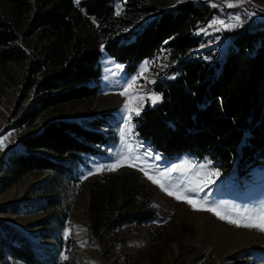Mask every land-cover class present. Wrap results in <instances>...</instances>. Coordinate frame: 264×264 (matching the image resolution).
<instances>
[{
  "label": "trees",
  "instance_id": "1",
  "mask_svg": "<svg viewBox=\"0 0 264 264\" xmlns=\"http://www.w3.org/2000/svg\"><path fill=\"white\" fill-rule=\"evenodd\" d=\"M121 3L151 17L122 30ZM256 10L264 16V6ZM221 13L212 0H184L166 9L151 0H0V101L8 95L15 103L12 127L28 128L51 108L96 96L103 43L128 72L165 51L170 76L156 83L159 103L147 99L136 117L140 136L167 156L209 157L225 176L249 180L264 168V20L244 18L243 27L227 32L231 46L219 58L201 46L207 42L203 27ZM104 120L83 124L60 117L24 136L0 156V191L32 172L50 171L36 187L40 207L56 213L40 223L66 226L72 205L60 185L79 180L83 157L102 151L108 137L97 127ZM90 188L94 231L117 232L161 217L150 187L133 169L109 170ZM60 254L0 220V264H60Z\"/></svg>",
  "mask_w": 264,
  "mask_h": 264
},
{
  "label": "rangeland",
  "instance_id": "2",
  "mask_svg": "<svg viewBox=\"0 0 264 264\" xmlns=\"http://www.w3.org/2000/svg\"><path fill=\"white\" fill-rule=\"evenodd\" d=\"M151 1L163 9L177 3V0ZM212 2L221 7L222 13L203 27L207 42L201 47L223 58L232 40L225 25L236 23V15L241 21L264 20L256 10L258 5L264 6V0ZM229 3L236 6L228 7ZM128 7L124 3L117 6L122 30H133L151 17L147 11L138 14ZM251 13L257 15L249 16ZM100 57L103 73L96 96L51 108L28 128L12 127L15 103L11 97L7 95L0 101V156L19 147L24 136L38 131L48 120L60 117L74 118L83 124L105 117V125L97 129L108 137L101 152L83 157L84 161L78 165L79 180L60 185L72 205L66 226L55 221L40 223L46 218L53 219L56 213L40 207L43 197L36 187L52 176L48 170L32 172L0 191V220L23 229L38 244L61 250L60 264H264V230L230 222L264 224V168H256L249 180L240 181L235 175L225 176L209 157L200 159L191 152L167 156L157 151L140 136L134 113H140L147 99L152 104L161 100L155 86L170 76L165 51L156 58H145L132 72L109 54L104 43ZM153 97L159 99L154 103ZM113 165L114 170L133 169L142 176L160 210V219L149 224L125 225L117 232L104 228L97 232L91 228L88 214L91 180L103 176ZM161 184L173 195L164 191ZM17 205L21 209L17 212L2 208Z\"/></svg>",
  "mask_w": 264,
  "mask_h": 264
},
{
  "label": "snow or ice",
  "instance_id": "3",
  "mask_svg": "<svg viewBox=\"0 0 264 264\" xmlns=\"http://www.w3.org/2000/svg\"><path fill=\"white\" fill-rule=\"evenodd\" d=\"M80 2H81V0H74V3H76L77 5H79ZM181 2H183V0H177V3H181ZM235 6H236V5L231 4V3L228 4V7H235ZM117 14H119V13L117 12ZM256 15H257V13H251V14H249V16H256ZM235 20H236V23H234V24H229V25H225V28H226L227 30L231 31V30H233V29H235V28L243 27V22L240 20V16H239V15H236V16H235ZM93 22H95V20H93ZM213 23L215 24L216 21H213ZM219 23H220V24H224L223 21H219ZM166 43H167V42H166ZM158 99H159V97H153V102L155 103ZM125 108H127V105H125ZM134 114L138 116V115H139V111H136ZM114 168H115V165H113V168L110 169V170H114ZM96 170H97V171H100V170H102V169L97 168ZM141 170L143 171V169H141ZM146 174H147V173H146ZM217 175H219V173H217ZM149 179H153V177L149 176ZM153 182L156 183V182H158V181L154 180ZM209 182H210V183H213L214 181H209ZM160 186H161V188H162L164 191L168 192V189H167L163 184H161ZM168 194H169V195H173L172 192H168ZM177 198L179 199V198H181V197H177ZM188 202H189V203H193L192 200H188ZM194 206H195V204H194ZM213 210H214V209H213ZM224 218H225L224 216H221V219H224ZM230 222L237 223V226H244V227H250V228H251V227H258V228H260L261 230H264V224L257 225V224H253V223L240 224L239 222H236V221H230ZM65 259H67V257H65Z\"/></svg>",
  "mask_w": 264,
  "mask_h": 264
}]
</instances>
